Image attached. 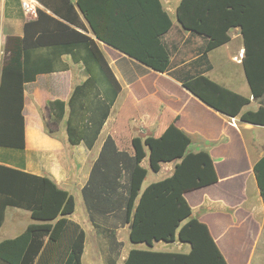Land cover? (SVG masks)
<instances>
[{"label":"trees","instance_id":"trees-1","mask_svg":"<svg viewBox=\"0 0 264 264\" xmlns=\"http://www.w3.org/2000/svg\"><path fill=\"white\" fill-rule=\"evenodd\" d=\"M37 1L60 19L38 8L35 19L25 23V36L11 38L21 44L12 50L1 70L0 146L24 147L23 87L25 82L34 80L42 67L39 64L33 68L24 66L22 54L26 56L29 48L55 44L72 58L73 48L84 47L87 57L81 62L85 69H89V62L94 64L113 85L108 101L91 103L87 119L97 124L93 132L71 125L74 116L85 118L83 109L76 107L83 108L81 100L89 97L85 88L95 85L93 78L75 87L67 103L59 99L47 103L51 118L56 122L64 118L68 105L69 143L76 145L83 140L90 148L108 115L111 97L119 90L98 41L154 71L168 72L170 54L162 36L170 28L171 20L159 0ZM176 14L185 30L206 39L204 52L228 42L229 31L238 28L244 48L242 66L251 95L255 99L264 95V0H181ZM83 20L93 37L82 32L88 31ZM28 28L31 29L29 35ZM181 84L224 116H238L241 121L264 125V106L244 110L250 101L248 97L206 75L183 77ZM189 143V136L174 123L158 137H133L131 156L117 151L111 136L106 138L82 193L97 229L102 227L92 213L96 206L112 209L121 201L124 204L130 242L146 246L129 250L124 264H227L207 225L192 217V209L184 198L186 191L217 181L210 155L205 151L189 152ZM146 156L154 172L160 170L163 162L175 161V165L169 176L142 188L148 170L140 162ZM262 161L264 157L254 169L264 196L258 175ZM98 166L101 169L96 173ZM122 177L124 181L120 180ZM8 205L28 209L33 221L17 237L0 242V264H83L85 231L69 218L75 209L71 193L50 178L0 164V220ZM176 240L188 244L189 250L152 249L155 242ZM116 246L117 243L113 252Z\"/></svg>","mask_w":264,"mask_h":264},{"label":"crops","instance_id":"crops-1","mask_svg":"<svg viewBox=\"0 0 264 264\" xmlns=\"http://www.w3.org/2000/svg\"><path fill=\"white\" fill-rule=\"evenodd\" d=\"M159 1L171 20L170 28L162 36L170 54L169 71H154L98 41L119 90L111 97L108 115L90 148L83 140L76 145L69 143L66 130L68 105L65 118L56 122L50 117L47 103L55 99L67 103L75 87L89 77L93 78L95 85L85 88L89 97L81 100L83 108L76 107L83 109L85 118L74 116L71 124L79 130L88 128L93 132L97 124L87 119L91 103L108 101L113 85L94 64L89 62V69H85L81 61L87 57V51L82 46L73 48V58L55 44L29 48L26 56L22 54L24 66L33 68L39 64L42 69L23 87L24 147L0 146V164L50 178L72 195L79 193L81 213H76L78 202L75 200V209L69 218L85 231L82 263L124 264L129 250L146 248L144 244L130 242L124 204L121 201L112 209L96 206L92 213L102 227L97 229L90 218L82 190L91 179L93 166L108 136H111L117 151L131 156L133 137H158L174 123L190 138L187 150L207 152L217 174V181L184 193L192 209V217L207 225L227 264H264V196L254 169L264 157V125L241 121L238 116H224L205 105L181 84L183 77L203 74L248 97L250 101L244 110L264 106V95L253 98L245 77L241 34L238 28H233L229 31L228 42L204 52L206 39L185 30L177 20L176 11L181 0ZM37 2L38 8L60 19ZM35 17L24 15L20 0H0V78L3 64L9 60L12 50L21 44L11 38H23L26 21ZM84 23L86 32L70 26L93 37L87 23ZM29 34L31 29L28 28ZM62 121V128L55 127ZM140 165L148 170L142 185L145 188L149 183L169 176L175 161L163 162L157 172L150 169L148 156ZM97 168L96 173L101 166ZM258 175L264 186V161ZM120 180L124 181V177ZM32 221L28 209L6 206L0 220V242L17 237ZM161 244H172L174 249L160 248ZM152 249L187 252L189 245L178 240L160 241L155 242Z\"/></svg>","mask_w":264,"mask_h":264},{"label":"built area","instance_id":"built-area-1","mask_svg":"<svg viewBox=\"0 0 264 264\" xmlns=\"http://www.w3.org/2000/svg\"><path fill=\"white\" fill-rule=\"evenodd\" d=\"M20 5L25 16L27 17L36 16L38 9L37 0H20Z\"/></svg>","mask_w":264,"mask_h":264},{"label":"rangeland","instance_id":"rangeland-1","mask_svg":"<svg viewBox=\"0 0 264 264\" xmlns=\"http://www.w3.org/2000/svg\"><path fill=\"white\" fill-rule=\"evenodd\" d=\"M51 117V116H50ZM64 118H65V115H64ZM61 123V122H60ZM56 125V124H55ZM58 125V124H57ZM55 126V127H63L62 125H63V121H62V124H60V125H58V126ZM150 178V176L149 177H147V179H149ZM74 197L76 198V199H74V200H76V202H78V201H80V199H81V196H80V194L79 193H76V192H74ZM78 205H77V208H76V213L77 214H80L81 213V210H80V208H79V202L77 203ZM160 248H165L166 250H173L174 249V246L172 245V244H161L160 245Z\"/></svg>","mask_w":264,"mask_h":264}]
</instances>
